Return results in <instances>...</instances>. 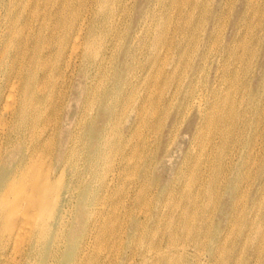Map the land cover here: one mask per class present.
Wrapping results in <instances>:
<instances>
[{
	"label": "bare ground",
	"instance_id": "obj_1",
	"mask_svg": "<svg viewBox=\"0 0 264 264\" xmlns=\"http://www.w3.org/2000/svg\"><path fill=\"white\" fill-rule=\"evenodd\" d=\"M1 1L0 8L7 4V7H4L6 12L4 13L7 16L2 20L1 13L3 12L0 13V36L6 33L8 38L5 39L3 54L1 53L0 56V64L7 65V68L5 66L4 69L0 67V150L3 151V155L0 154V156L2 155L0 158V257H5L7 250L11 255L15 254L14 257L6 258V264H104L100 254L88 252V249H91L88 248V239L96 234L98 237L104 236L105 231L108 230L106 219L110 224L113 223L111 220L114 219V217L113 219L94 218L95 220L91 218L94 212L93 208H95L91 204V197L94 195V191L96 193L97 189L106 187V163L112 162L118 156L121 163L129 162L131 159L143 163L152 160L160 145L165 147V153L168 154L167 146L170 145V141L162 142L161 139L164 135L171 134L176 118L184 106L185 108L189 106V100L197 99L195 100L196 113L193 115L190 113L188 117L183 115L185 117L183 130L188 136V142L194 143V145L198 139H201V135L205 134L204 129H207L212 121L215 130L219 129V126L222 128L231 126L235 131L242 130L241 133L250 129L252 134L259 135V137L264 135V95L261 92L264 91V24L260 29V35L256 37L257 33H254L251 36L252 39L257 38V47L255 45L247 51L244 45L239 48L242 43H237V36L240 35L238 33L240 19L233 15L230 23L231 34L224 36L223 43L215 50L213 49V52L207 51L206 48L209 46L205 47V42L217 35L214 34V22L219 16L218 11L222 10L223 0H211L209 3L208 11L211 20L208 26L212 24L213 27L211 29L207 27L203 30L200 45L197 44L199 46L197 48L200 49L202 45L204 50L200 52L196 50L193 51L194 53L191 50V58L188 61H192L186 63L185 73L182 72L184 73L183 77H179L177 84H174L172 88L159 92L156 91L157 78L162 79L164 85L167 83L168 86L178 64L180 65L187 57L188 27L196 19L198 20V16L201 18V12L205 9L203 0H146L149 5L145 11L142 10V0H62L53 11L43 12L44 18L48 21H45L46 24L39 22V16L34 11L39 6V0L29 1L31 7H34L29 9L30 11L27 9L28 14L26 15L25 9L21 6L19 15H16L17 17L11 21L8 18L14 1ZM249 1L245 2L246 9H249ZM42 5L44 6V4ZM227 7L229 8V6ZM234 9L233 6V14L237 12ZM262 10H264V6ZM172 12L175 13L172 14ZM22 15L26 17L24 25L17 29V22L23 18ZM248 16L250 15L248 14ZM224 17L222 16V18ZM33 20L36 21L35 24L32 22ZM41 20L43 21V18ZM172 21L176 22L174 27L175 38L170 37L168 42L162 45V35L166 31V24ZM151 22H154V29L149 24ZM151 30H153L152 33ZM139 33H143V35L139 36ZM141 47H146L148 50H141ZM5 54L8 55V59L5 57V61H3ZM208 60H211L210 63H215L216 72H220L221 69L224 70L229 66L228 75L234 79L235 84L242 80L240 79L241 69L248 71L247 74L245 73L247 89L243 90L245 87L242 89L244 93H242L241 101L238 102L241 105L236 103L238 106L235 108L233 103L230 110L229 108L222 110V108L221 112L219 111L220 113L217 114L215 108L218 104H211L208 107L203 105L202 100L206 94L203 87L199 88L198 93L195 94L194 80L198 76V72L204 71V64ZM208 68L212 70L213 67L209 65ZM67 69L70 71L69 74L66 73ZM91 69L103 71V77L108 82L100 91H95L92 95V90H88L89 71ZM213 81L215 83L216 78H213ZM158 88L160 90V87ZM215 88L211 86L210 98L213 97L214 99L216 96ZM221 91L223 92V90ZM82 95L84 96L83 101L80 99ZM244 96L248 99L246 106L242 105ZM92 104L94 105L92 106ZM89 105L94 108L93 114V111H90L93 109H89ZM206 108H208V113L205 111ZM233 109L234 121H232L231 115L233 112L230 113ZM184 110L186 111V109ZM212 110L215 111L216 119L214 120H212ZM4 112L6 113L5 117L3 116ZM206 113L211 114L207 115ZM246 114H248L247 119L245 118ZM120 118H122L121 122ZM162 124L163 129L168 132L165 134L164 131V135L161 134L162 138L158 136L160 140L158 138L157 142L155 138V140H151L149 135H144L146 131L143 130L144 127L156 129L162 127ZM214 129L213 131H215ZM221 131L222 136L225 133L223 130ZM234 141L235 146L241 145L246 149L245 154L250 159L251 152L249 151L253 149L255 141L236 137ZM156 145L158 149L153 150ZM46 148H51L52 153L49 163L46 165L43 163V168L39 159H41V153ZM190 148L192 147L190 146ZM209 153L210 151L208 155L204 156L205 159L200 168L198 167L201 160L199 154L191 158L192 161H190L193 164H190L191 167L188 166L187 170L184 171L186 177L183 185L177 188L174 185L156 187L158 196L162 192L168 191L174 192V194L176 192L178 196L180 195V200L187 199L188 202H185L182 210V214L185 215L182 220L183 230L188 232L187 234H191L194 240L203 239V245H201L205 248L212 228L209 223V225L201 226V222H198L199 225L194 227L195 223L192 222L189 214L192 211V213H197L198 209L203 210L208 205L200 203V199L210 193L215 182L212 175L213 167L210 164L212 156ZM188 154L186 151L182 162H185ZM242 156V154H235L231 157L228 161L229 173L223 174L221 182L225 186L222 194H227V197L224 199L222 196L221 198L215 236L211 239L209 255L202 259V264H264V162H244ZM123 165L125 164L123 163ZM243 166L249 173L250 179L249 182L247 181L249 191L246 201L240 205L242 204L238 203L240 198L238 191L240 189L238 190L237 185ZM107 167L109 166L107 165ZM118 171L120 170L118 169ZM120 173L122 174V172L118 174ZM146 175L144 176L146 177ZM128 176H132V174ZM115 180V177L110 178L111 182ZM147 182L149 181H146L145 185ZM139 185L141 184L139 183ZM145 185L143 186L145 187ZM144 198H142L143 201ZM143 203L141 202V204ZM204 203H208V201ZM107 209L109 210V208ZM67 214L70 216L66 218ZM145 215L142 214V216ZM158 215H160L158 211L151 215L152 219L154 218L152 224H159ZM145 220L141 219V221L137 220L136 222L142 224L145 223ZM168 221H170L169 218ZM209 222L213 223L214 219L209 220ZM225 223L227 226L224 227ZM134 229H130L131 233ZM224 231H227L225 237L222 236ZM180 235L175 229H172L168 232V240L171 242ZM164 241L165 238L162 235L154 242L158 251L163 247ZM153 250L151 251L153 252ZM133 255V253L123 254L113 264H127V260ZM169 256H178L183 258L184 262L187 260L178 251L171 252L168 250L166 253L161 251L157 253L158 261L162 263H170L173 258Z\"/></svg>",
	"mask_w": 264,
	"mask_h": 264
},
{
	"label": "rangeland",
	"instance_id": "obj_2",
	"mask_svg": "<svg viewBox=\"0 0 264 264\" xmlns=\"http://www.w3.org/2000/svg\"><path fill=\"white\" fill-rule=\"evenodd\" d=\"M7 1V0H5ZM14 1V6L11 7L10 9H12V11L10 12L9 14V21L13 20L14 18H16L17 16L16 15H19V10H20V7L21 8H24L25 10V15L28 14V11L27 9L31 10L34 6L31 7V4L29 1L31 0H13ZM19 1V2H18ZM27 1V2H26ZM52 1V2H51ZM202 1V0H201ZM224 2L222 3V10H219L218 11V17L217 19L215 20L214 22V34H217V35H214L212 37L211 40H207L205 42V47L209 46L206 48L207 51H214L216 48L219 47V45L222 42V40L224 41V36H229L232 32V28H230V23H231V20L233 19V15L236 16V18L240 19V23H239V27H238V33H240V35L238 34L237 36V43L238 44H241L239 48H241V46L244 45V48L246 47L247 51H249L250 49H252L256 43L258 44V40H257V36L260 35V32H261V27H263V24H264V10L263 9V6H264V0H250L249 1V6L248 8L249 9H246L245 7V2H248V0H223ZM229 1V2H228ZM256 1V2H255ZM258 1V2H257ZM0 2H2L0 0ZM29 2V3H28ZM39 6L37 7V9L35 8V13L38 14L39 16V22L42 23V24H46L48 21L44 18V11H48L51 10L53 11L57 5L59 4V2H62V0H39ZM44 2V3H43ZM142 3V10L145 11L148 7V3L146 2V0H142L141 1ZM146 2V3H145ZM203 4L205 3V9L204 11L201 12V18H199L198 16V20L196 19V21H194L192 24L189 25L188 27V39H187V42L189 43V45H186V50H187V57L181 62V64L177 66V68L175 69L174 71V74H173V79H170L171 81H169L168 83V86H167V83L166 85H164L163 83V80L160 79V78H157L158 81L156 83V86H157V92L159 91H166L167 88H172L174 86V84H177L176 82H178V80L183 77L185 71V67H186V63L189 62L188 60L191 58V53L196 50H198L197 52H200L202 50H204V47L201 45L200 46V49L197 48L200 45V39L203 37V30L207 27H209V29H211L213 27L212 24H210L208 26V23L210 22V16H209V9L208 7L209 6V3L211 2V0H203L202 1ZM228 2V3H227ZM55 3V4H53ZM252 3V4H251ZM254 3V5H253ZM25 4V5H24ZM44 4V6L42 5ZM224 4V5H223ZM228 4V5H227ZM29 5V6H28ZM139 5V4H138ZM252 5V6H251ZM257 5V6H255ZM47 6V7H46ZM53 6V7H52ZM151 6V4H150ZM229 6V8L227 7ZM231 6V8H230ZM233 6H234V10L237 11L236 13H238L236 15V13L233 14ZM4 7L6 8L7 7V4L6 6H3L0 8V13H1V16H2V20L4 19V17H6L7 15L5 14L6 12L4 11ZM19 7V8H18ZM27 7V8H26ZM44 7V8H43ZM253 7V8H252ZM50 8V9H49ZM2 9V10H1ZM43 11H42V10ZM251 9V10H250ZM253 9V10H252ZM261 10V12L259 13V11ZM29 10V11H30ZM40 10V11H39ZM226 10V11H225ZM228 10V12H227ZM246 10V11H245ZM247 10H248V13H247ZM225 11V12H224ZM250 11V13H249ZM256 11V12H255ZM5 12V13H4ZM246 14H243L245 13ZM17 13V14H16ZM175 13V12H172V14ZM227 13V14H226ZM255 13V14H254ZM259 13V14H258ZM224 14H225V17H224ZM248 14L250 16H248ZM254 14V15H253ZM258 14V15H257ZM25 15L23 16L22 19H20L18 22H17V29L20 28L21 26L24 25V22H25ZM35 15V14H34ZM42 16V17H41ZM222 16L224 18H222ZM258 16V17H256ZM252 17V18H251ZM43 18V21L41 20ZM220 18H222L220 20ZM227 18V19H226ZM224 19V20H223ZM248 19V21H247ZM258 19V21H257ZM24 20V21H23ZM41 20V21H40ZM255 20V21H254ZM260 20V21H259ZM47 21V22H45ZM175 21V20H173ZM172 21V22H173ZM221 21V22H219ZM222 21H224V23H222ZM254 21V22H253ZM34 24H35V20L32 21ZM170 22L168 24H166V31L163 32V41H162V45L163 43H167L168 40L170 39V37H174V27H175V24L176 22ZM196 22V23H195ZM212 22V21H211ZM243 22H244V25H243ZM250 24H249V23ZM262 22V23H261ZM50 23V21H49ZM142 23V22H141ZM140 23V24H141ZM247 23V24H246ZM143 24V23H142ZM141 24V25H142ZM152 25L153 29H154V22H151L149 23ZM194 24V25H193ZM220 24V25H219ZM226 24V25H225ZM246 24V25H245ZM249 24V25H248ZM253 24V25H252ZM174 25V26H173ZM220 27H219V26ZM199 26V27H198ZM224 28H223V27ZM257 26V27H256ZM217 27V28H216ZM223 29H222V28ZM251 27H254V28H251ZM193 28V29H192ZM249 28V29H248ZM218 29V30H216ZM248 29V30H247ZM173 30V31H172ZM197 30V31H196ZM223 30V31H221ZM243 30V32H242ZM254 30V31H253ZM256 30V31H255ZM259 30V31H258ZM153 30H151V33H152ZM170 31V32H169ZM251 31V33H249ZM221 32V33H220ZM46 33V32H45ZM254 33H257L256 34V37L252 39V35ZM166 34V35H165ZM223 34V35H222ZM248 36H247V35ZM46 35H48L46 33ZM143 35V33H139V36ZM244 35V36H243ZM250 35V36H249ZM190 36V37H189ZM217 36V37H216ZM222 36V37H221ZM243 36V38H241ZM195 37V38H194ZM240 37V38H239ZM7 36H6V33L5 35H2L0 36V56H1V53L3 52V46H4V43L6 42L7 40ZM165 38V39H164ZM175 38V37H174ZM250 38V39H249ZM6 39V40H5ZM198 39V40H197ZM218 39V41H217ZM243 41H242V40ZM257 41H256V40ZM215 40V41H214ZM4 41V42H3ZM249 41V42H248ZM192 42V43H191ZM212 42V43H211ZM214 42V43H213ZM193 44V45H192ZM195 45V47H194ZM212 45V46H211ZM253 45V46H252ZM191 46V47H190ZM251 46V47H250ZM2 47V49H1ZM194 47V48H193ZM257 47V45H256ZM255 47V48H256ZM190 48V49H189ZM193 48V49H192ZM210 50H209V49ZM238 48V49H239ZM250 48V49H249ZM141 50H148V48H140ZM163 49V48H162ZM214 49V50H213ZM258 49V48H257ZM192 50V52H191ZM12 52V50H10ZM108 52V51H107ZM193 52V53H194ZM3 54V53H2ZM211 54V53H210ZM5 57L6 59H8V55L5 54L4 56V59L3 61H5ZM192 60H190L189 63H191ZM256 61V60H255ZM211 60H208L206 64H204V71H201L200 73L198 72V76H196V79L194 80V92L195 94L198 93V89L199 88H202L203 87V90H204V93L206 94V97L202 100V103H204L203 105L208 107L210 106L211 104H218L217 105V109L215 108V111L212 110V120L216 119L215 116H214V112L217 114V113H220L221 112V109L222 110H227L229 108H231L232 104L234 103V107L236 108V106H238V102L241 101V96L243 95L242 93H244L243 90L247 89V82L245 80V77H246V74H247V70H243L241 69L240 71V81H238L237 84H235V81L234 79L231 78V76L228 75V70H229V66L228 68H225L224 70L221 69L220 72H216L215 70V63L212 62L210 63ZM209 65H212V70L209 69ZM7 68V65L5 64H0V67H2L3 69ZM182 66V67H180ZM155 69H157L155 67ZM154 69V71H156ZM207 70V71H206ZM243 70V71H242ZM181 73H180V72ZM94 72V73H93ZM101 72V73H100ZM184 72V73H182ZM203 72V73H202ZM216 72V73H215ZM244 72V73H243ZM66 73L69 74L70 71H68V69L66 70ZM246 73V74H245ZM89 74H90V79H88V86H89V89L88 90H92L91 92V95L93 92L95 91H100L102 89V87L104 85H106L108 82L107 80L103 77V71H98V70H94V69H91L89 71ZM98 74V75H96ZM192 74V73H191ZM95 75V76H93ZM101 75V77H100ZM178 75V76H177ZM215 75V76H214ZM228 75V76H227ZM101 78H99V77ZM58 77V76H57ZM95 77V78H94ZM180 77V78H179ZM244 77V78H243ZM178 78V79H177ZM213 78H216V82L214 83L213 81ZM93 79V80H92ZM99 79V80H98ZM59 80V78H58ZM151 80H153V78H151ZM176 80V81H175ZM231 80V81H230ZM97 81V83H96ZM101 81V83H100ZM104 81V82H103ZM224 83H223V82ZM227 81V82H226ZM229 81V82H228ZM94 82V83H93ZM226 82V83H225ZM99 83V84H98ZM152 83H154L152 81ZM163 83V84H162ZM205 85H203V84ZM218 83V84H217ZM230 83V84H229ZM90 84V85H89ZM93 84V85H92ZM103 84V85H102ZM215 84V85H214ZM101 85V86H100ZM202 85V86H201ZM227 85V86H226ZM233 85V86H232ZM241 85V87H240ZM97 86V87H96ZM161 86H164V87H161ZM205 86V87H204ZM211 86L213 88H215L216 90V96L212 98H210L211 96H209L210 94V89H211ZM160 87V90L159 88ZM224 87V88H223ZM229 87V88H228ZM235 87V88H234ZM245 87V88H244ZM93 88V89H92ZM165 88V89H164ZM197 88V89H196ZM244 88V89H243ZM219 89L223 90V92ZM243 89V90H242ZM264 90V88H263ZM234 91V93H233ZM197 92V93H196ZM262 92V95H264V91H261ZM223 93V94H222ZM158 94V93H157ZM241 94V95H239ZM228 95V96H227ZM90 96V95H89ZM227 96V97H226ZM92 98V97H90ZM221 98V100H220ZM81 101H83L84 99V96L82 95L81 96ZM92 100V99H90ZM197 99H191L189 100V103L188 105L191 106V107H187L185 108V106L181 109L182 112H180L178 118H176V121H175V125L174 127L172 128V131H171V134L170 135H164V131H165V134L168 132L167 130L163 129V124L161 125L162 127L160 128H156V129H148V128H145L144 127V131L146 130H149L148 132H144V135H149L150 136V139L151 140H155L156 139V142H157V139L160 137L162 138V135L163 138L161 139L162 142H165V140H169L170 141V145L167 146L168 149H169V152L168 154L165 153V147L163 145H160L159 146V149L157 148V145L156 147L154 146L153 147V150H156L155 148H157L158 150L155 151L154 153V156L155 158L152 157V160H147L145 162H135V160H130L129 162H122L120 161V158L119 156L118 157H115L112 162H107L106 164L109 166L107 167L106 165V177H105V183H106V187H104L103 189H97L96 193L94 191V195H92V206L94 205L95 208H93V214L91 215V218L92 220H95V219H106V218H111L114 219L111 220V222L113 223H108V219H106V226L108 228L107 232L105 231V234L104 236H101V237H98V235L96 234L95 236H93L92 238L88 239V248H91V249H88V252L90 251L91 253H98L100 254L101 256V260L103 261L104 264H113V262L115 260H118L120 259V257L123 256V254H134L133 256H131V261L129 262V260H127V264H196V261H197V264H202V259L206 256H208L209 254V251H210V248H211V239L215 236V226H216V221L218 219V216H217V213L219 211V208L221 206V201H222V196L224 197V199L227 197V194H222L224 192V186L225 185H222V179H223V176L227 173H229V169H228V161L231 159V157L235 156V154H239V155H243L242 159L244 162H264V135H261V137H259V135H256V134H252V130L250 129H247V130H244L245 132L244 133H241L242 130L240 131H235L234 128H232L231 126H226V127H221L219 126V129H214V122L212 121L211 122V125L206 129H204V132L205 134L201 135V139L197 142H195V145L194 143H190L188 142V136H186V133L185 131L183 130L184 129V125H185V122H184V119L185 117H183V115L185 116H189L190 113L193 115L196 113V107H195V104H196V101ZM210 100V101H209ZM216 102H214V101ZM230 100H231V103H230ZM219 101V102H218ZM224 101V103H223ZM226 101V103H225ZM131 102V100H130ZM195 102V103H194ZM132 103V102H131ZM238 103V104H236ZM248 103V99L246 96H244V99H242V105L243 106H246ZM130 104V103H129ZM192 104V105H191ZM207 104V105H206ZM2 105V104H1ZM94 104H92L93 106ZM215 105V106H216ZM241 105V104H239ZM90 106V105H89ZM223 106V107H222ZM2 107V106H1ZM191 108V109H189ZM227 108V109H226ZM234 108V109H235ZM89 109H93V110H90V111H93L92 114L94 113V108H91V106L89 107ZM183 109H186V111ZM234 109L231 112V115L233 117L232 121L235 120V114H234ZM207 113H208V108H206L205 110ZM220 111V112H219ZM184 113V114H183ZM206 113V114H207ZM211 114V113H210ZM210 114H207V115H210ZM3 116L5 117L6 116V113L4 112ZM121 117V116H120ZM245 118L247 119L248 118V114L245 115ZM250 118V117H249ZM181 120V121H180ZM122 121V118H120V122ZM180 121V123H179ZM161 123H164L163 121H161ZM179 123V124H178ZM178 124V125H177ZM3 125V124H2ZM242 125V124H241ZM180 126V127H179ZM213 126V127H212ZM1 127V126H0ZM178 127V128H177ZM215 131H213V129ZM226 128V129H225ZM152 130V131H151ZM155 130V132H154ZM158 130V132H157ZM221 130H223L225 134H222L221 136ZM235 131V132H234ZM173 132V133H172ZM208 132V133H207ZM214 132V134H213ZM149 133V134H148ZM160 133V135H159ZM163 133V134H162ZM217 135H216V134ZM162 134V135H161ZM214 135V136H212ZM155 136V137H154ZM159 136V137H158ZM210 136V137H209ZM258 136V138H257ZM152 137V138H151ZM217 137V138H216ZM235 137L236 138H239V139H244L246 138V140H252V141H255V144L253 146V149L249 152H251V157L250 159L247 157L248 155H246V149L243 148L241 145H237L235 146L234 144V140H235ZM256 137V138H255ZM136 138V137H135ZM155 138V139H154ZM159 138V140H160ZM204 138V139H203ZM209 138V139H208ZM234 138V139H233ZM254 138V140H253ZM223 139V140H222ZM173 140V141H172ZM215 140V141H214ZM204 141V142H203ZM257 141V142H256ZM208 142V143H207ZM212 142V143H211ZM218 142V143H216ZM260 144H259V143ZM132 143V142H131ZM203 143V144H201ZM206 143V144H205ZM262 143V144H261ZM199 144H201L199 146ZM218 144V145H217ZM220 144V146H219ZM206 147H205V146ZM210 145V146H209ZM214 145V146H213ZM190 146L192 148H190ZM195 148H194V147ZM197 146V148H196ZM210 148H209V147ZM262 146V147H261ZM164 147V148H162ZM200 147V148H199ZM202 147V148H201ZM214 147V148H212ZM261 147V148H260ZM3 148H4V144H3ZM206 148V150H205ZM221 148V149H220ZM47 149V150H46ZM45 151H43L41 153V156L39 159L40 160V165L44 168V165H46V163H49L48 161H50V157H51V153H52V150L51 148H46ZM198 149V150H197ZM219 149V151H218ZM263 149V150H262ZM2 150V149H1ZM0 150V154L3 153V151L1 152ZM50 150V151H49ZM189 150V151H188ZM230 152H229V151ZM48 151V152H46ZM188 152L189 156L187 155V157L185 158V162H182V159L184 157V154L185 152ZM194 153H193V152ZM210 151V156L211 157V163L212 164V167H213V171H212V175L214 176V179H215V182L213 184V186L211 187V191L210 193H208L207 196L205 197H202L200 199V203L202 202L203 204H208L206 205V207L203 208V210L201 209H198L197 213H192L190 212V219H192V222L195 223L194 227L198 226L199 223L198 222H201L202 225L201 226H205V225H209L211 226L212 230L208 236L209 238V241L207 242V247L205 248L204 246H202V240L203 239H197V240H194L192 239V235L190 234H187L188 232H186L185 230H183V217L185 215H183L182 213V210H183V205L185 204V202H188L186 200H180V195L178 196V194H174V192H162L159 196H158V193H157V189L156 187H162V186H171V185H174L175 188H177L178 186L180 185H183V181H185V177H186V174L184 173V171L187 170L188 166L191 167V165L193 164L192 159L193 156H200V162L198 164V167L200 168V166L202 167V163H203V160L205 159L204 156L205 155H208V152ZM228 151V152H227ZM199 152V153H198ZM207 152V153H206ZM47 155H46V154ZM212 153V154H211ZM261 154V155H260ZM3 155V154H2ZM2 155L0 156V158L2 157ZM166 155V156H165ZM227 155V156H226ZM230 155V157H229ZM254 155V156H253ZM45 156V157H43ZM49 156V158H48ZM253 156V157H252ZM224 157V158H223ZM247 158V159H246ZM154 159V160H153ZM43 160V161H41ZM45 160V161H44ZM115 160V161H114ZM117 160V162H116ZM191 160V161H190ZM236 160V159H235ZM254 160V161H252ZM133 161V162H132ZM42 162V164H41ZM115 162V163H114ZM151 162V164H149ZM38 163V164H39ZM44 163V165H43ZM69 163H73V162H69ZM81 163V162H80ZM114 163V164H113ZM123 163L125 165H123ZM136 163V164H135ZM153 163V164H152ZM214 163V164H213ZM223 163V164H222ZM118 164H120L118 166ZM191 164V165H190ZM113 165V166H112ZM127 165V166H126ZM135 165V167H133ZM147 165V166H145ZM140 166V168H139ZM147 168L145 170V168ZM111 168V169H110ZM143 168V169H142ZM153 168V169H152ZM226 168V169H225ZM69 169V167H68ZM108 169V170H107ZM118 169L120 171H118ZM127 169V170H126ZM134 169V170H133ZM137 169V170H136ZM129 170V171H128ZM136 170V172H135ZM142 170V171H141ZM153 172H152V171ZM183 170V171H182ZM244 170V171H242ZM242 170H241V173H240V180L238 182V192H239V195H240V198H239V202L238 203H245L246 201V198H247V195H248V191H249V186H248V182H249V173H247L246 171V168L243 166L242 167ZM126 171V173H124ZM134 171V172H133ZM141 171V172H140ZM112 172V173H111ZM119 172H122V174H118ZM132 172V173H131ZM180 172V173H179ZM244 172V173H243ZM69 173V172H68ZM117 173V174H116ZM130 173V174H129ZM137 173V174H136ZM147 175H146V174ZM179 173V174H178ZM221 173V174H220ZM108 174V175H107ZM111 174V175H109ZM135 178H133L132 176H128V175H131ZM142 174V175H141ZM224 174V175H223ZM113 175V176H112ZM121 175V176H120ZM146 175V177L144 176ZM247 175V176H246ZM141 176V177H140ZM149 176V177H148ZM159 176V177H158ZM176 176V177H175ZM109 177V179H108ZM112 177H115L116 180L114 182H111L110 181V178ZM131 177H132V180H131ZM152 177V178H151ZM122 178V179H121ZM126 178V180H125ZM140 178V179H138ZM158 178V179H157ZM221 178V179H219ZM245 178V180H244ZM248 178V179H246ZM107 179V180H106ZM121 181H120V180ZM134 179V180H133ZM146 179V180H145ZM148 179V180H147ZM152 179V180H151ZM128 180H131V181H128ZM152 182H151V181ZM170 180H171V183H170ZM120 181V182H119ZM140 181V182H139ZM146 181H149L146 183L145 185V182ZM157 181V182H156ZM248 181V182H247ZM128 185L126 186L125 184ZM141 185H139V183ZM149 183V184H148ZM182 183V184H181ZM220 183V184H219ZM244 183V184H243ZM130 184V185H129ZM177 184V185H176ZM218 184V185H217ZM108 185V186H107ZM113 185V186H112ZM118 185V186H117ZM145 185V187L143 186ZM149 185V186H148ZM157 185V186H156ZM243 185V186H242ZM246 185V186H245ZM121 186V187H119ZM124 186V187H123ZM129 186V187H128ZM137 186V187H136ZM142 187V188H141ZM148 187V188H147ZM247 187V188H246ZM113 188V189H112ZM123 188V189H121ZM127 188V189H126ZM136 188V189H135ZM140 188V189H139ZM245 188V189H243ZM111 189V190H110ZM125 189V190H124ZM144 189V190H143ZM243 189V190H242ZM114 190V191H113ZM122 190V191H121ZM128 190V191H127ZM152 190V191H151ZM155 190V191H153ZM218 190V191H217ZM245 190V191H244ZM101 191V192H100ZM107 191V192H106ZM117 191V192H116ZM125 191V192H124ZM137 191V192H135ZM139 191V192H138ZM145 191V192H144ZM244 191V192H243ZM113 192V193H112ZM116 192V193H115ZM124 192V193H123ZM127 192V193H126ZM151 192V193H150ZM246 192V193H245ZM100 193V194H99ZM109 193V194H108ZM123 193V194H122ZM137 193V194H136ZM157 196H155L156 194ZM246 196H245V194ZM97 194V195H96ZM137 195L136 197L133 195ZM144 194V195H143ZM151 194V195H149ZM169 194V195H168ZM219 196H218V195ZM243 194V195H242ZM104 195V196H103ZM110 195V196H109ZM117 195V196H116ZM125 195V196H124ZM143 195V197H142ZM172 195V196H171ZM216 195V196H215ZM106 196V197H105ZM122 196V198H121ZM133 196V197H132ZM152 196H155V197H152ZM174 196V197H173ZM211 196V197H210ZM105 198V199H101V198ZM138 197V198H137ZM145 197V198H144ZM149 197V198H148ZM166 197V198H165ZM171 197V199H170ZM109 198V199H108ZM118 198V200H117ZM125 198V199H124ZM144 198L145 200L143 201ZM152 198V199H151ZM219 198V199H218ZM98 199V200H97ZM124 199V201H123ZM130 199V200H129ZM131 199H133L131 201ZM154 199V200H153ZM165 199V200H164ZM209 199V200H208ZM211 199V200H210ZM101 200V201H100ZM136 202H135V201ZM148 200V201H147ZM154 202H153V201ZM163 200V201H162ZM170 200V201H169ZM97 201V202H96ZM99 201V202H98ZM105 201V202H104ZM107 201V203H106ZM114 201V202H112ZM152 201V202H151ZM175 201V202H174ZM177 201V202H176ZM208 203H204V202H207ZM216 201V202H215ZM118 202V203H117ZM121 202V203H120ZM124 202V203H123ZM140 202V203H139ZM141 202L143 204H141ZM148 202V204H147ZM164 204H163V203ZM166 202V203H165ZM97 203V204H96ZM101 203V204H100ZM117 203V204H116ZM174 203V204H173ZM179 203V204H178ZM240 204V205H243ZM119 204V205H118ZM130 204V205H129ZM132 204V205H131ZM136 204V206H134ZM141 204V205H140ZM112 205V206H111ZM113 205L115 206L113 208ZM144 205V206H143ZM149 205V206H148ZM98 206V207H97ZM100 206V207H99ZM103 206V207H102ZM142 206V208L139 209V207ZM147 206V207H145ZM109 208V210L107 208ZM121 209H120V208ZM130 207V208H129ZM149 207V208H148ZM161 207V208H160ZM166 207V208H165ZM171 207H172V210H171ZM106 208V209H105ZM113 208V209H111ZM129 208V209H128ZM148 208V209H146ZM152 208V209H151ZM155 208V209H154ZM176 208V209H175ZM118 209V210H117ZM126 209V210H125ZM133 209V210H132ZM145 209V210H144ZM105 210V211H103ZM113 210V211H112ZM162 212H161V211ZM99 213H98V212ZM103 211V212H102ZM118 211V212H117ZM126 211V212H125ZM128 211V212H127ZM135 211V212H134ZM147 211V212H145ZM159 212L160 215H158L160 221H159V224L158 225H154L152 224V221L154 220V218L152 219L151 215L152 214H155V212ZM179 211V212H178ZM213 213H211V212ZM98 214H96V213ZM108 212V213H107ZM113 212V213H112ZM137 212V214H136ZM146 214H144V213ZM149 212V213H148ZM172 212V213H171ZM69 213V212H68ZM122 213V214H121ZM124 213V214H123ZM135 213V215H134ZM148 213V214H147ZM151 213V214H150ZM174 213V214H173ZM96 214V215H95ZM107 214V215H105ZM120 216H119V215ZM128 214V215H127ZM141 214V215H140ZM145 215V216H142ZM170 214V215H169ZM182 214V215H181ZM100 218H99V216ZM113 215V216H112ZM179 215V216H178ZM210 217H209V216ZM70 214H67L66 215V218L69 217ZM112 216V217H111ZM118 216V217H117ZM126 216V217H124ZM130 216V217H128ZM213 216V217H212ZM135 219H134V218ZM151 217V218H150ZM207 217V218H206ZM95 218V219H94ZM125 218V219H124ZM168 218L169 220L171 221H168ZM120 219V220H119ZM123 219V220H121ZM128 219V220H127ZM134 219V220H133ZM141 219L144 221L145 219V223L141 224L139 222V224H137V220L141 221ZM211 219H214V222L211 223L209 222V220ZM126 220V221H125ZM167 220V221H166ZM177 220V222H176ZM208 220V221H207ZM135 222V223H134ZM122 223V224H120ZM126 223V224H125ZM169 223V224H168ZM192 223V224H193ZM209 223V224H208ZM109 224V225H108ZM119 224V225H118ZM124 224V226H122ZM177 224V225H176ZM118 227H117V226ZM226 223L224 224V227H225ZM112 226L110 229L109 227ZM116 226V227H115ZM138 226V227H137ZM141 226V227H140ZM166 226V227H164ZM227 226V225H226ZM122 227V228H121ZM134 227H137V229H134ZM177 229H176V228ZM131 228L134 229V231H132L131 233ZM180 228V229H179ZM116 229V231H115ZM162 229V230H161ZM172 229H175L179 235L180 234H183L182 236L180 235L179 237H175L173 239V241H169L168 240V232H170ZM95 230V229H94ZM123 232H122V231ZM180 230V231H179ZM136 231V233H135ZM139 231V232H137ZM152 231V232H151ZM168 231V232H167ZM97 232V231H96ZM113 232V234H112ZM117 232V233H116ZM121 232V233H120ZM154 232V235H152V233ZM194 232V231H193ZM108 233V234H107ZM119 233V234H118ZM133 233H135L133 235ZM110 234V235H109ZM122 234V235H121ZM127 234V235H126ZM139 235L137 237V235ZM227 234V231L223 232L222 236L225 237V235ZM117 235V236H116ZM164 235V238H165V241L163 243V249L165 248V245L167 246L164 250L161 248V252H164L166 253L168 250L169 251H173V252H179V253H182L184 255V257L187 259L185 262H184V259L183 258H180L178 256H169L171 258H173V260L170 262V263H162V262H159L158 261V257H157V253L159 252L156 248V246H154V242L157 241L160 236ZM107 236V237H106ZM111 236V237H110ZM119 236V237H118ZM126 236V237H125ZM151 236V237H150ZM154 236V237H153ZM118 237V239H117ZM184 237V238H182ZM223 237V238H224ZM114 238V239H112ZM138 238V239H137ZM92 239V240H91ZM94 239V240H93ZM97 239V240H96ZM116 239V240H115ZM121 239V240H120ZM137 239V240H136ZM150 239V240H149ZM183 239V240H182ZM111 240V241H110ZM149 240V241H148ZM103 241V242H102ZM105 241V242H104ZM113 241V242H112ZM125 241V242H124ZM129 241V242H128ZM148 241V242H147ZM178 241V242H177ZM181 241H182V245H181ZM100 242V243H99ZM120 242V243H119ZM198 242H199V245H198ZM94 243V244H92ZM103 243V244H102ZM107 243V244H106ZM111 243V245H109ZM113 243V244H112ZM117 243V244H116ZM137 243V244H136ZM141 243V245H140ZM148 243V244H147ZM167 243V244H166ZM170 243V244H169ZM211 243V244H210ZM120 244V245H119ZM186 244V245H185ZM202 244V245H201ZM113 245V246H112ZM118 245V246H116ZM192 245V246H191ZM210 245V246H209ZM103 248H102V247ZM122 246V247H121ZM129 246V247H128ZM169 246V247H168ZM171 246V247H170ZM179 246V247H178ZM181 246V247H180ZM98 247V248H97ZM108 247V248H107ZM115 247V248H114ZM127 247V248H126ZM146 247V248H145ZM149 247V248H148ZM202 247V248H201ZM105 248V249H104ZM140 248V250H139ZM154 248V250H153ZM173 248V249H172ZM179 248V249H178ZM191 248H193L191 250ZM196 248V249H195ZM98 249V250H97ZM125 249V250H124ZM187 249V251H186ZM195 249V250H194ZM199 249V250H198ZM204 249V250H203ZM109 250V251H107ZM114 250V252H113ZM117 250V251H116ZM153 250V252L151 251ZM194 250V251H193ZM201 250V251H200ZM103 251V252H101ZM112 251V252H111ZM193 251V253H191ZM197 251V252H196ZM109 252V253H108ZM129 252V253H128ZM150 252V253H149ZM156 254H155V253ZM202 252V253H201ZM148 253V254H147ZM198 253V254H197ZM118 254V255H117ZM107 255V256H106ZM116 255V256H115ZM148 255V256H147ZM153 257H152V256ZM196 255V256H195ZM199 255V256H198ZM202 255V257H201ZM9 256H12L14 257L15 254H12L9 253V251L7 250L6 252V256L4 257H0V264H6V258H8ZM112 256V257H111ZM115 256V257H114ZM155 256V257H154ZM111 257V258H110ZM194 257V258H193ZM141 258V259H140ZM145 258V259H144ZM150 258V259H149ZM176 258V259H175ZM2 259V261H1ZM155 259V260H154ZM191 259V260H190ZM195 259V260H194ZM107 260V261H106ZM109 260V261H108ZM111 260V261H110ZM149 260V262H148ZM138 261V262H137ZM175 262V263H174ZM192 262V263H191ZM9 264V263H8Z\"/></svg>",
	"mask_w": 264,
	"mask_h": 264
}]
</instances>
